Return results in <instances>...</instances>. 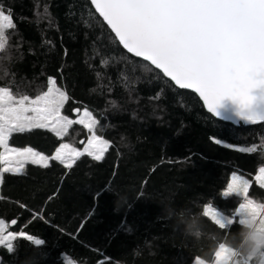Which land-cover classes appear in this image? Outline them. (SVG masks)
Listing matches in <instances>:
<instances>
[{
	"label": "trees",
	"instance_id": "1",
	"mask_svg": "<svg viewBox=\"0 0 264 264\" xmlns=\"http://www.w3.org/2000/svg\"><path fill=\"white\" fill-rule=\"evenodd\" d=\"M0 10L13 22L0 50V86L33 97L54 77L69 96L62 113L75 120L89 109L109 140L102 160L85 153L68 169L51 157L61 141L83 147V124L59 137L48 129L12 134L9 145L37 150L48 166L29 162L20 174H1L0 218L16 238L12 251L0 245V264L213 260L209 241L182 236L160 203L192 212L211 203L237 220L243 196L223 195L233 171L249 180L248 198L264 200L255 179L264 166V121L236 125L212 115L194 92L127 53L89 0H0ZM204 224L222 241L238 230Z\"/></svg>",
	"mask_w": 264,
	"mask_h": 264
},
{
	"label": "snow or ice",
	"instance_id": "2",
	"mask_svg": "<svg viewBox=\"0 0 264 264\" xmlns=\"http://www.w3.org/2000/svg\"><path fill=\"white\" fill-rule=\"evenodd\" d=\"M90 4L127 53L150 62L181 89L199 93L213 114L225 97L241 109L248 108L253 100L251 90L264 87V0H90ZM12 27L11 15L0 11V50L7 41V29ZM47 85V91L34 99L14 94L9 86H0V164L10 165L0 173L20 174L29 162L48 166V157L31 147H9L13 133L32 129H48L59 137L72 125L83 124L91 134L85 149L78 151L61 144L51 159L71 169L85 153L96 161L104 158L109 142L97 134L99 121L87 110L75 120L62 115L69 96L57 86L55 78L49 77ZM247 119L254 123L264 117L250 114ZM255 179L264 187V166L258 169ZM248 191L249 181L233 173L223 195L243 196L234 213L236 218ZM210 209L220 216L211 203L202 208L205 216L212 215ZM221 219V230L237 223L233 216ZM20 235L37 245L43 243L23 232ZM15 238L16 233L5 235L0 221V245L12 251ZM213 259L214 264H225L228 258L217 251ZM195 264L204 261L198 257Z\"/></svg>",
	"mask_w": 264,
	"mask_h": 264
},
{
	"label": "clouds",
	"instance_id": "3",
	"mask_svg": "<svg viewBox=\"0 0 264 264\" xmlns=\"http://www.w3.org/2000/svg\"><path fill=\"white\" fill-rule=\"evenodd\" d=\"M115 195L118 204L123 198ZM160 205L163 216L172 221L174 229L197 242L208 240L211 252L215 254L220 251L228 258L225 264H264V200L247 198L244 201V207L239 209L237 217L238 230L231 233L226 241H222L218 233L206 230V219L212 223L214 219L218 228L224 223L214 210L210 209L211 216H205L202 210L192 212L187 208H176L171 201H161ZM234 256L238 260L233 261L231 258ZM202 260L204 264H214V260L207 257H202Z\"/></svg>",
	"mask_w": 264,
	"mask_h": 264
},
{
	"label": "water",
	"instance_id": "4",
	"mask_svg": "<svg viewBox=\"0 0 264 264\" xmlns=\"http://www.w3.org/2000/svg\"><path fill=\"white\" fill-rule=\"evenodd\" d=\"M141 59H143V58H141ZM152 66L155 67L154 65H152ZM158 70H160V69H158ZM160 71L162 72V70H160ZM166 78H168L169 80H171L170 77H166ZM172 83L175 86H177L178 88H180L179 85L175 84L174 81H172ZM187 90H190V91L194 92L199 97V99L201 100V102L203 103V100L199 96V93L195 92L193 89H187ZM250 95L253 97V100H252V103L246 109H241L238 104H236L235 102H233L231 99L225 97L224 99H222L220 101L219 105L216 107L215 113L214 114L211 113V112L210 113L212 115H214L215 117L219 118V119L230 120V121H232L236 125H245V124H248V123H253V122H251V121H249L247 119V117L250 114L251 115H255L256 117H264V87H256V88H253L251 90V92H250ZM203 106L208 111L207 105H205L203 103ZM262 121H264V120H257L254 123H258V122H262ZM11 223H13V221H11ZM0 261H1V256H0Z\"/></svg>",
	"mask_w": 264,
	"mask_h": 264
},
{
	"label": "rangeland",
	"instance_id": "5",
	"mask_svg": "<svg viewBox=\"0 0 264 264\" xmlns=\"http://www.w3.org/2000/svg\"><path fill=\"white\" fill-rule=\"evenodd\" d=\"M1 11V10H0ZM5 13V12H4ZM6 14V13H5ZM6 15H8V14H6ZM52 78H54V77H52ZM58 86V85H57ZM59 87V86H58ZM61 90H63L64 91V89H61ZM47 91V90H46ZM42 94V93H41ZM30 98H35V96H33V97H30ZM85 110H87L88 112H90L91 113V111L89 110V109H87V108H82L80 111H79V113L75 116L76 117V119H78V118H81V114L85 111ZM62 115H64L63 113H62ZM91 115L93 116V117H95L92 113H91ZM96 118V117H95ZM98 134V133H97ZM90 133L88 134V138L90 137ZM101 135V134H100ZM103 136V135H102ZM88 138H87V140H88ZM103 138L104 139H106L104 136H103ZM87 140H86V142H85V144L83 145V147L81 148V149H77L78 151H83L84 149H85V147H86V144H87ZM108 142H109V140L108 139H106ZM68 144L66 141H61L60 142V144L57 146V148L61 145V144ZM70 145V144H69ZM71 146V145H70ZM9 147H14V148H26V147H29V146H25V147H15V146H11V145H9ZM72 147V146H71ZM56 148V149H57ZM33 149V148H32ZM34 151H37V150H35V149H33ZM56 151V150H55ZM38 152V151H37ZM42 154V153H41ZM44 155V154H43ZM54 155H55V152H54ZM46 156V155H45ZM6 166H10V165H4V164H2V165H0V169H2L3 167H6ZM233 173H235L236 175H239V176H243V178L244 179H247L246 177H245V175H243L242 173H240V172H238V171H233L232 173H231V175H230V179H229V182H228V184L231 182V177H232V175H233ZM1 174L2 173H0V177H1ZM258 175V171H257V173H256V175H255V177ZM248 180V179H247ZM249 181V180H248ZM227 190V187L225 188V191ZM214 207V206H213ZM215 208V207H214ZM216 209V208H215ZM216 211L220 214V216L221 217H224V214L222 213V212H220L218 209H216ZM0 221H2L3 222V225H4V229H5V235L7 234V233H9V232H11L10 230H8V228H7V225H8V223L6 222V221H4V219H2V218H0ZM11 233H13V232H11ZM34 239H39V238H37V237H33ZM198 257H196L194 260H193V262H192V264H195V261H196V259H197ZM214 260V259H213ZM66 262L68 263V264H76L74 261H72V260H70V259H68V258H66Z\"/></svg>",
	"mask_w": 264,
	"mask_h": 264
},
{
	"label": "crops",
	"instance_id": "6",
	"mask_svg": "<svg viewBox=\"0 0 264 264\" xmlns=\"http://www.w3.org/2000/svg\"><path fill=\"white\" fill-rule=\"evenodd\" d=\"M1 151H3V149H1ZM2 165V164H1Z\"/></svg>",
	"mask_w": 264,
	"mask_h": 264
}]
</instances>
